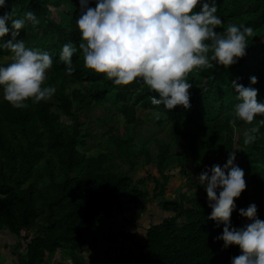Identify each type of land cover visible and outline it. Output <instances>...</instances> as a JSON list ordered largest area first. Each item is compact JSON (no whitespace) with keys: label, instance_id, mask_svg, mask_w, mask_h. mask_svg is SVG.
Segmentation results:
<instances>
[{"label":"trees","instance_id":"1","mask_svg":"<svg viewBox=\"0 0 264 264\" xmlns=\"http://www.w3.org/2000/svg\"><path fill=\"white\" fill-rule=\"evenodd\" d=\"M96 2L97 0H90V6L95 7ZM216 3L217 15L224 20L217 31H223L230 24L251 26L254 31L248 37L246 55L238 58L233 65L225 67L216 63L211 68H196L187 75L192 83L189 89L193 106L191 111H186L182 105L169 110L163 104H153L151 97L158 93L147 84L134 81L128 85H115L106 74L86 67L82 50L79 49L82 37L76 23L81 12L80 0H8L7 5L0 8V15L8 13L13 14V18H20L29 10L36 14L39 23H26L15 40H24L27 46L50 53L53 65L50 79L45 84L55 86V80L61 78V88L56 93L58 102L68 112L73 106L72 98L80 108L88 107L96 99L113 102L114 107L126 117L128 129H132L126 138L127 154L133 139L131 134L143 122L136 116L137 105L148 110L146 116L155 120V125L168 124L174 138L186 139V151L196 164L221 150L232 151L236 125L246 123L248 129L258 125L260 131L256 134L257 139L251 144H245L250 149V155L245 154L244 150L236 155L256 176L258 169L264 173V124L248 123L235 116L234 106L238 102V93L232 82L235 80L246 87L257 88V99L264 102V0H216ZM199 7L198 5L197 10ZM8 26L9 33L0 38V54L5 49L3 45L8 40H13L10 20ZM69 42L78 49L73 55L72 66L75 70L72 73L66 71V64L60 59L63 45ZM209 54L211 55V50ZM253 75L258 78L255 84L250 79ZM197 76L205 80L195 83ZM82 78L91 80L94 83L93 89L84 92L77 88L76 85ZM73 84L75 86L72 88ZM67 89H71V92H67ZM37 103L42 109L39 117L35 113L31 114L30 100L26 102V107L17 108L12 105V110L4 112L22 132V139L19 138L17 143L21 152L19 163L22 169H26L24 163L33 159L30 140L37 137L34 131L42 120L52 145L56 148L63 146L62 151L57 148L61 152L63 177L53 183L56 194L44 198L46 210L37 206L34 184L19 189V186L14 187L5 181L0 183V229L6 227L11 232L20 234L23 230L38 227L40 234L32 237L27 244V264H36L46 254H53L62 247L71 250L72 264H83L77 252L87 243L86 233L98 230L105 217L111 216L114 210L121 209L125 197L135 204L146 201L150 194L135 186L129 175L99 169L100 165L97 163H93L95 167L80 174H72L79 165L74 159V142L71 139L65 140L64 131L54 125L47 111L51 103H46L45 99ZM258 116L260 120L264 119V114ZM0 118H3V114H0ZM233 119L236 120L235 125L231 123ZM157 142L159 176L154 179L155 189L163 193L170 178L166 169L173 155L172 145L163 139H158ZM0 152L9 161V168L16 169L15 150L7 144L1 133ZM3 168L0 163V169ZM162 206L177 214L147 228L146 244L136 255L135 264H232V258L241 253L239 245L225 247L223 239L218 238L224 226L217 225L210 218V205L185 206L182 200L164 199ZM41 214H45L44 221L39 223ZM257 215L264 219V204L257 206ZM231 221L235 227H242L250 222L239 209L233 210Z\"/></svg>","mask_w":264,"mask_h":264},{"label":"clouds","instance_id":"2","mask_svg":"<svg viewBox=\"0 0 264 264\" xmlns=\"http://www.w3.org/2000/svg\"><path fill=\"white\" fill-rule=\"evenodd\" d=\"M7 2L0 0V8ZM80 3L76 23L82 37L79 49L85 66L106 74L115 85L134 81L147 84L158 93L151 97L152 103L163 104L169 110L177 105L191 107L192 83L187 79L190 72L211 66L213 61L225 67L233 65L246 55L247 40L254 31L251 26L237 24L217 31L224 20L217 15L216 0H97L95 7L90 6V0ZM9 20L13 40L3 46L11 50L13 58L6 65L0 64V86L4 99L21 108L27 106L29 99L39 102L55 93L54 86L45 84L53 59L48 51L15 40L26 23H39L33 11H26L20 18L8 13L0 15V38L9 33ZM77 51L71 42L63 45L60 59L68 73L75 70L73 55ZM250 79L252 84L258 80L254 75ZM232 83L238 93L236 117L251 123L258 114H264V102L258 101L257 88L235 80ZM231 123L235 125L236 120ZM259 124H264V119ZM259 131L258 125L250 127L244 143H253ZM235 160L236 151H230L223 167L211 166L200 173L199 180L206 186L212 208L210 218L224 226L218 238L223 239L225 247L236 244L242 250L232 258V264H264V219L257 215V205L253 202L239 209L250 222L242 227L232 225L236 198L247 187L245 170ZM139 231L143 232L140 224Z\"/></svg>","mask_w":264,"mask_h":264},{"label":"rangeland","instance_id":"3","mask_svg":"<svg viewBox=\"0 0 264 264\" xmlns=\"http://www.w3.org/2000/svg\"><path fill=\"white\" fill-rule=\"evenodd\" d=\"M12 58L11 50L5 46L0 54V64L11 62ZM216 63L213 61L208 67L216 66ZM50 74L51 68L48 70L45 83L49 81ZM204 80L197 76L195 83H201ZM60 81L61 78L55 80L56 91L61 88ZM93 85L91 80L82 78L76 87L86 92L93 89ZM74 86L75 84L72 88ZM56 91L50 98L45 99V102L51 103L47 111L54 125L64 131L65 140L71 139L74 142L72 145L75 149L74 159L79 165L72 174H80L86 169L95 167L93 163H97L100 165L99 169L129 175L135 186L150 194L146 201H138L135 204L130 203L125 197L121 209H116L111 216L105 217L98 230L86 233L87 243L77 252L83 264H135L136 255L146 244L147 228L177 214L175 211L163 208L164 199L182 200L185 206L210 205L206 186L200 183L199 176L215 164L223 167L229 157L228 150L210 154L203 162L196 164L186 151V139L174 138L168 124L155 125V120L146 116L148 110L137 105L136 116L143 122L131 134L133 139L130 141L131 145L127 154L125 152L126 138L132 129L131 127V130L128 129L126 117L114 107L112 101L96 99L88 107L80 108L71 97L73 106L68 112L67 108L58 102ZM67 92L70 93L71 89H67ZM29 100L31 114L35 113L39 117L41 107L32 99ZM192 108L191 104L186 111H191ZM7 110H12V104L4 99L3 88L0 86V114H3V118H0V133L16 154V169L13 170L10 169L6 156L0 152V163L4 166L0 169V183L5 181L14 187L19 186V189L34 184L37 206L39 209L46 210L44 198L56 194L57 190L53 183L63 177L60 161V151L63 146L57 147L59 151L52 145L48 131L40 120L37 130L34 131L37 137H32L30 140L31 150L34 152L33 159L29 163H24L26 169H22L19 163L21 152L17 148L19 138L22 139V132L15 127L11 117L4 114ZM55 115L56 117H53ZM258 117L257 115L252 122L259 123ZM247 130L246 123L236 125L234 128L235 145L232 151H236V155L240 150L250 155V149L243 142ZM158 139L170 143L173 154L170 165L166 169L170 178L163 193L157 192L154 180L159 176L156 159L159 152ZM235 163L245 170L247 187L241 196L236 198L237 207L234 210L247 208L253 202L257 206L264 204V173L258 169L256 176L253 175L239 158H236ZM44 216L45 214L40 215L39 223L44 221ZM139 224L143 232L139 231ZM38 234L40 233L37 226L31 230H23L20 234H15L6 227L1 228L0 264H27V244ZM72 262L71 250L62 247L53 254H46L36 264H72Z\"/></svg>","mask_w":264,"mask_h":264}]
</instances>
